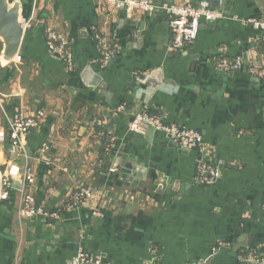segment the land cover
Segmentation results:
<instances>
[{"label": "crops", "instance_id": "0c3cea01", "mask_svg": "<svg viewBox=\"0 0 264 264\" xmlns=\"http://www.w3.org/2000/svg\"><path fill=\"white\" fill-rule=\"evenodd\" d=\"M191 1L209 2L220 17L203 21L197 42L180 52L170 50L164 9L128 14L101 0L22 5L28 28L20 62L2 61L0 37V195L10 165L28 177L21 187V179L8 178L10 193L0 197V264H71L80 251L103 264H152L155 257L162 264H248L244 256L264 253V78L215 69L221 55L264 67V33L245 23L264 20V0ZM47 26L72 44L71 72L49 52ZM96 29L120 53L105 67ZM87 70L102 83L86 82ZM38 109L46 117L25 138L27 156L13 159L1 141L10 118ZM144 111L201 131L211 160L224 165L217 183L197 182L199 151L175 147L163 133L129 131ZM108 132L115 138L109 153ZM43 143L50 147L46 154ZM79 188L90 190L97 216L84 207L57 221L19 217L26 193L55 209Z\"/></svg>", "mask_w": 264, "mask_h": 264}, {"label": "built area", "instance_id": "2783aa9c", "mask_svg": "<svg viewBox=\"0 0 264 264\" xmlns=\"http://www.w3.org/2000/svg\"><path fill=\"white\" fill-rule=\"evenodd\" d=\"M107 6L111 5L115 10H126L128 14L134 12L155 13L159 9H164L170 16V50L173 52H180L188 47L193 46L198 39L201 31L202 23L213 22L220 17V11L211 6L207 2H202L200 5L193 4L191 0H184L182 4L158 6L150 0H101ZM247 25L251 24L257 30L264 33V20L248 19L245 22ZM28 24L25 23V27ZM46 44L48 50L54 53L58 58L65 63L66 68L71 72L75 67L74 53L72 44L67 41L65 36L57 31L53 26L45 27ZM93 38L100 47L101 64L105 67L107 64L119 56L118 46L112 42L104 31L96 29ZM21 57H16V62H20ZM215 69L223 75H232L238 72L246 71L258 78H264V67L257 64L247 66L243 58H229L226 56H219L215 63ZM137 84L142 85L144 78L140 73L133 74ZM124 111V107L119 108ZM45 111L38 109L34 114L27 115L23 111H18L12 115L9 121V136L8 138H1L2 143L11 144L17 158L26 157L25 138L30 132L37 130L45 118ZM154 128L155 132L163 133L171 142L175 143L177 147H181L185 151H199V158L197 160L196 180L204 184L217 183V180L222 176L224 165L220 160L213 162L211 155L212 149L205 143L204 136L201 131L188 129L179 126L175 123H165L160 116L152 114L148 111L140 112L128 125L129 131L133 134L144 136L147 133L148 127ZM109 142L106 145V152L109 153L114 145L115 138L112 132L104 134ZM50 150L47 143H43L40 148L41 154H46ZM214 158V156H213ZM7 173L1 182V199L9 195L8 178H18L22 183L26 181L28 172L24 173L21 167L14 163L7 169ZM91 193L89 189L79 188L60 206L55 209L48 208L31 195L24 194L21 198L19 217L23 219L42 218L44 220L57 221L61 219L63 214L75 209L90 207L93 208L92 214L98 215V207L91 203ZM248 264H264V253L253 251L249 255L244 256ZM71 264H103L100 257L95 254H90L86 251H80L73 257ZM152 264H162L158 257L153 259ZM197 264H206L202 261Z\"/></svg>", "mask_w": 264, "mask_h": 264}, {"label": "water", "instance_id": "95a60500", "mask_svg": "<svg viewBox=\"0 0 264 264\" xmlns=\"http://www.w3.org/2000/svg\"><path fill=\"white\" fill-rule=\"evenodd\" d=\"M25 2L26 0H13L12 2L11 0H0V37L5 45L2 53V61L4 63L12 61L20 52L22 46L21 42L26 30L25 23L22 21L21 9ZM89 70L86 71V75L84 73V78L86 77L88 79L90 77V73L87 76ZM86 82H89L92 86H98L102 83V78L99 75H95L92 79L89 78ZM103 86L105 85L103 84ZM147 130L149 134L153 135L155 133L154 128L151 126H149ZM172 144L177 147L175 143L172 142ZM4 149L11 152L13 159L17 158V153L11 144H5ZM18 187H21V181L19 182ZM237 248L233 250L235 251ZM206 264H211V259L207 260Z\"/></svg>", "mask_w": 264, "mask_h": 264}]
</instances>
